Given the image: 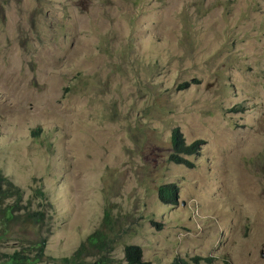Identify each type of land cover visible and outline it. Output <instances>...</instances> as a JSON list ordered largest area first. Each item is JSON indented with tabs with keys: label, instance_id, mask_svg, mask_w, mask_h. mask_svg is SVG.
Returning a JSON list of instances; mask_svg holds the SVG:
<instances>
[{
	"label": "rangeland",
	"instance_id": "obj_1",
	"mask_svg": "<svg viewBox=\"0 0 264 264\" xmlns=\"http://www.w3.org/2000/svg\"><path fill=\"white\" fill-rule=\"evenodd\" d=\"M0 170L44 211L0 252L101 228L108 264H264V0H0Z\"/></svg>",
	"mask_w": 264,
	"mask_h": 264
},
{
	"label": "trees",
	"instance_id": "obj_2",
	"mask_svg": "<svg viewBox=\"0 0 264 264\" xmlns=\"http://www.w3.org/2000/svg\"><path fill=\"white\" fill-rule=\"evenodd\" d=\"M198 142L184 144L181 138L171 137L173 153L172 159L178 162L188 161L179 156L178 153H191L197 149ZM157 195L164 202L175 203L177 198L172 184L158 186ZM37 193L43 195L44 190L37 187ZM23 188L14 183L0 170V238L11 237L15 229H22L23 223L40 225L43 220L44 211L41 207H30V200H22ZM103 223L110 222L108 211L103 214ZM16 222L19 227H14ZM18 244L11 251L0 252V264H34L43 261L45 255L46 236L37 232V235L30 238L14 236ZM112 239L108 237L104 229L95 228L88 233L83 241L77 245L69 255L59 258L51 257L54 261L51 264H108L106 254L112 249ZM124 258L129 264H149L141 259L140 249L135 244H126L123 249ZM92 258H86L87 255ZM175 264H181L176 262Z\"/></svg>",
	"mask_w": 264,
	"mask_h": 264
},
{
	"label": "clouds",
	"instance_id": "obj_3",
	"mask_svg": "<svg viewBox=\"0 0 264 264\" xmlns=\"http://www.w3.org/2000/svg\"><path fill=\"white\" fill-rule=\"evenodd\" d=\"M178 86H179V88H184V85L183 84H179ZM173 137L181 138V140H183L184 144H186V145H189L191 143V142L190 143H186L184 141V138H182L180 131H178L177 133H175V135ZM169 141L171 143V138L169 139ZM171 148H172V146H171ZM170 154H172V153H170ZM206 257H208L207 260L210 259L209 256H201V258H206Z\"/></svg>",
	"mask_w": 264,
	"mask_h": 264
}]
</instances>
